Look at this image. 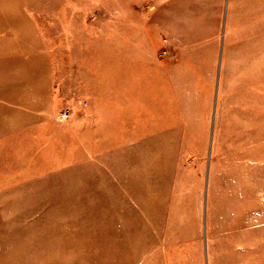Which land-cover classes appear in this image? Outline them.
Returning a JSON list of instances; mask_svg holds the SVG:
<instances>
[{"label":"rangeland","instance_id":"obj_1","mask_svg":"<svg viewBox=\"0 0 264 264\" xmlns=\"http://www.w3.org/2000/svg\"><path fill=\"white\" fill-rule=\"evenodd\" d=\"M19 262L264 264V0H0Z\"/></svg>","mask_w":264,"mask_h":264},{"label":"crops","instance_id":"obj_2","mask_svg":"<svg viewBox=\"0 0 264 264\" xmlns=\"http://www.w3.org/2000/svg\"><path fill=\"white\" fill-rule=\"evenodd\" d=\"M45 253H46V248H44V249H42V250L39 251V255L40 256H44ZM27 263L30 264V262H27ZM19 264H24V263L23 262H19Z\"/></svg>","mask_w":264,"mask_h":264},{"label":"built area","instance_id":"obj_3","mask_svg":"<svg viewBox=\"0 0 264 264\" xmlns=\"http://www.w3.org/2000/svg\"><path fill=\"white\" fill-rule=\"evenodd\" d=\"M67 116H68V112L67 111L63 112L62 117H67Z\"/></svg>","mask_w":264,"mask_h":264}]
</instances>
